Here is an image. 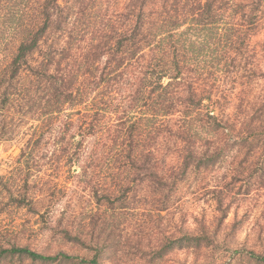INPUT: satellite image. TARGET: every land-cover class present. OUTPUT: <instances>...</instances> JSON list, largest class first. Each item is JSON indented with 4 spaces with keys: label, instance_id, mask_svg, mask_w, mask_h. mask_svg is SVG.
Returning <instances> with one entry per match:
<instances>
[{
    "label": "trees",
    "instance_id": "trees-1",
    "mask_svg": "<svg viewBox=\"0 0 264 264\" xmlns=\"http://www.w3.org/2000/svg\"><path fill=\"white\" fill-rule=\"evenodd\" d=\"M34 1L22 2L34 13L0 69V97L10 104L28 71L44 89L45 114L89 105L79 139L68 129L62 136L65 164L83 160L79 176H87L86 160L88 167L114 165L118 188L101 190L106 197L123 188L121 181L136 187L146 180L169 192L158 210L188 185L211 197L219 230L238 197L264 189L256 181L264 174V0ZM50 32L58 37L48 39ZM86 138L94 143L84 159ZM130 184L126 194L135 191ZM184 239L196 249L215 241L204 226L182 238L170 234L156 252L181 249ZM235 252L264 262L252 249ZM6 253L39 264H100L98 247L88 258L16 245L1 249L0 259Z\"/></svg>",
    "mask_w": 264,
    "mask_h": 264
},
{
    "label": "rangeland",
    "instance_id": "rangeland-1",
    "mask_svg": "<svg viewBox=\"0 0 264 264\" xmlns=\"http://www.w3.org/2000/svg\"><path fill=\"white\" fill-rule=\"evenodd\" d=\"M28 1L32 7L36 5V1ZM22 2L4 0L0 6V69L15 51L16 32H20L22 22L34 13ZM47 37L54 39L58 33L50 32ZM26 74L30 76L24 72L20 92L11 97L10 104L0 97V250L16 245L45 255L62 252L88 258L98 247L100 264H264L235 252L252 249L264 254V189L238 197L220 230V216L207 201L211 197L201 196L188 185L167 201L172 202L167 210L157 208L158 200H165L169 192L146 180L135 182L136 187L121 181L123 188L130 184L135 191L126 194L122 188L106 197L103 191L118 188L110 175L114 165L107 167L96 161L88 167L86 160L87 176H79L85 167L82 159L73 164L64 162L62 136L66 129L67 134L75 135L89 105L78 112L62 106L60 112L47 115L43 87L38 90L34 76ZM91 142L93 138H86L83 143L84 159L91 154ZM100 157L98 161L106 159L103 154ZM236 164L237 159L208 178L217 173L220 176ZM256 181H263L264 186V174ZM48 185L52 194L47 192ZM92 187L98 194H93ZM15 199H22L23 205L17 206ZM204 226L210 240H215L214 247L196 249L184 239L181 249L163 257L156 252L170 234L182 238L184 233L199 232ZM214 232H218L216 239ZM0 264L39 263L6 253Z\"/></svg>",
    "mask_w": 264,
    "mask_h": 264
}]
</instances>
